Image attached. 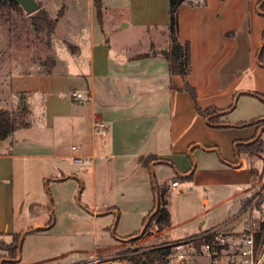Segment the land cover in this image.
<instances>
[{
	"label": "crops",
	"instance_id": "0c3cea01",
	"mask_svg": "<svg viewBox=\"0 0 264 264\" xmlns=\"http://www.w3.org/2000/svg\"><path fill=\"white\" fill-rule=\"evenodd\" d=\"M95 1L50 4L54 12L65 9L60 19L55 18L54 32L60 29L61 42L72 45L73 54L54 43L57 58L50 63L52 69L33 68L8 77V93L26 99L23 105L30 123L0 141V240L23 235L17 264L43 263L42 255L32 254L30 247L24 251L23 246L28 234L49 236L54 227L52 219L51 225L50 221L30 225L44 206L41 194L49 184L43 183L45 177L53 184L77 183L81 196L87 192L79 209L84 229L77 234L90 235L94 247H102L92 253L111 249L141 232L144 219H151L155 211L156 185L170 197L169 191L180 188V184L171 187L177 178L208 194L203 199L205 208L213 191L231 194L226 198L238 204L224 220L223 214L222 220L202 221L198 230L174 239L168 200L170 226L156 237L172 243L214 227L237 233L248 220H241L245 212L241 207L252 193L255 171L247 164L249 156L238 154L237 148L252 142L264 126L234 120L230 113L235 108L228 109L234 100L254 96L246 87L250 77L255 93L264 96V54L263 62H257L264 33L260 0H186L177 10L178 38L190 47L188 84L196 92L199 109L213 108L221 115L225 122L219 128L198 115L190 95L181 91L182 79L169 75L166 60L152 55L153 49H167L166 40L158 39V45L149 40L147 48L138 47L134 53L125 42L123 34L129 30L145 34L155 30L164 36L169 0H97L101 25ZM50 5L45 4L46 9ZM37 61L29 64L37 67ZM70 92L81 94L82 100L73 101ZM96 121L106 128L102 139L93 133ZM216 130L243 132L235 139L241 142L234 144L233 158L222 156L215 146L201 145L202 136ZM185 155L189 163L180 176L178 156ZM79 156L93 158L89 164L77 165L74 159ZM163 166L177 177L157 180ZM73 206L70 202L71 210ZM48 212L52 214L51 209Z\"/></svg>",
	"mask_w": 264,
	"mask_h": 264
},
{
	"label": "rangeland",
	"instance_id": "374dc122",
	"mask_svg": "<svg viewBox=\"0 0 264 264\" xmlns=\"http://www.w3.org/2000/svg\"><path fill=\"white\" fill-rule=\"evenodd\" d=\"M36 2L39 8L46 12L47 19L56 21L57 25V20L55 18L60 19L63 16L65 13L64 7H62L63 11L61 16L58 17L61 8L54 12L53 6L50 5L54 3L55 0H48V2L46 0H36ZM45 4L50 5V7H48L49 10L48 8L46 9ZM123 35L126 38L125 42L133 47L131 53L136 52L134 50L138 47L147 48L149 40L154 41L156 45L159 44L158 39L163 42L166 40L167 42L166 36L159 35L155 30L150 31L149 34L137 33L129 30L125 31ZM61 40L60 29L56 32L53 31L50 35L46 33L44 28L43 30L39 28L38 31L33 25V21L29 18V15L23 11L5 10L3 12V15L0 16V110L8 111L13 118H17L21 102L27 105L25 98L20 100V97L12 98V96L9 95L7 85L8 77L15 76L14 74L18 72L31 70L33 68L52 69L53 67H51L50 63L53 62L55 57L57 58L56 50L52 48L54 43L57 44L58 48H61L62 52L73 54L74 47L70 44L67 45L61 42ZM152 51L155 50L153 49ZM37 59L39 61H37ZM34 61H37L39 64L37 67H33L29 64ZM42 61L46 63L45 67L41 65ZM24 83L25 82L22 80L21 84ZM246 87L250 94L254 95L256 89L252 77H250V81L247 82ZM234 108L235 109L230 113L233 114L232 117L234 120H241L242 123L252 120L255 125L258 124L260 127L264 122V101L256 96L245 98V100L242 99L239 102L238 100H234ZM260 129L261 128L258 129L256 136L260 135V140L262 141L264 149V131L260 133ZM249 131L253 132V129L247 132ZM242 135L243 132L233 130H216L203 135L201 145L205 147L215 146L219 148V153L222 156L226 157L228 155L230 156L229 159H231L234 155V144L241 142L235 139L241 138ZM241 157L242 155L240 158ZM148 160L150 159L145 161L148 162ZM188 163L189 160L186 155L178 156V174L180 176L183 175L179 172L184 170L188 166ZM247 164L252 171H255L254 185L249 198L255 193H258V195L254 197L253 202L260 200V203L257 209L253 208V204L251 207L246 208L244 214H242L243 217L241 220H249L252 217L258 219L260 215H264V198H261L264 197V157L255 154L247 159ZM170 170L171 168L169 166L161 167L158 173H156V179L172 181L177 175ZM53 176H55V174ZM48 178L49 177H45L43 183L49 184L45 186L43 194H41L44 206H42L40 212L36 215V221H31L30 225L36 224L37 222H49L52 219L54 221L53 230L49 233V236L33 233L28 234L23 246L24 251L30 247V252L32 254H35L37 257L42 255V264H91L90 262L95 264H117V259L122 257L123 253L126 251L136 248L142 251L171 242L166 238L160 236L156 237L155 228H151V234L141 239V236L137 238L139 233L132 238L121 239L122 241L111 249L96 250L92 253V249H102V247H94L95 243L92 241L90 235L80 238V235L77 234L78 231L83 232L84 229V225L80 222L82 218L79 209L82 203H84L87 192L84 191L81 196L77 183L68 181L64 184L62 182L53 184L47 181ZM176 182L180 184L181 192H179L180 188L171 190L169 191L170 197L167 198V200H169V209L175 223L172 235L174 239L184 236L183 234L198 230V226L202 221H206V224H209V222L213 220H224L227 211L235 210V206L238 204V200L232 199L230 201L228 199L229 197L231 198V194L223 195L220 191H213L209 193L212 202L210 201L208 207L205 208L203 199L208 197L207 193L201 189L194 188L186 181H182L179 178H177ZM71 185H73V187H71ZM71 190H74V192ZM32 192L34 193V190ZM246 194L247 193L242 195V197H245ZM34 195L35 194H33V196ZM46 200L48 204L45 203ZM49 200L51 201L50 206ZM70 202H73L74 210H71ZM49 207L52 214L48 212V210H50ZM203 210L207 211L206 215L201 214ZM222 215L223 217L221 219ZM17 218L21 219L18 214ZM205 227H207V225ZM10 243L11 239L6 240L2 238L0 240V260L2 257L6 256L4 249H6ZM121 264L127 263L121 261Z\"/></svg>",
	"mask_w": 264,
	"mask_h": 264
},
{
	"label": "trees",
	"instance_id": "16d2710c",
	"mask_svg": "<svg viewBox=\"0 0 264 264\" xmlns=\"http://www.w3.org/2000/svg\"><path fill=\"white\" fill-rule=\"evenodd\" d=\"M186 0H169V18L168 24L166 26L165 36L167 39L168 47L167 49L161 50L159 52L152 51V55H159L164 60H166L168 65V73L170 76H179L184 85L181 91L188 93L191 99L195 103V110L198 115L202 116L203 118H208L209 124L212 127L219 128L225 121H221V115H218V111L216 109H207L202 111L196 105V92L195 90L190 87L188 84L187 78L190 73V47L188 42H181L178 38V16L177 10L180 4L185 2ZM96 2V18L98 23L101 25L102 19V12L101 8L97 5ZM5 10H14L21 12L22 9L18 4L13 1L0 0V16L3 15ZM62 8L58 13V17L62 14ZM260 13L264 15V0H260ZM31 21H33V25L39 31V28L43 30L45 29L48 35L52 34L54 31L56 21H50L47 19L46 12L42 9L38 8L37 11L31 13L29 15ZM38 25V27H37ZM40 26V27H39ZM263 41H264V33H263ZM262 41V42H263ZM263 54H264V47L259 56L260 64L263 62ZM254 96L264 101V96L254 93ZM22 100V97L19 98ZM234 108V102L229 107L228 110ZM28 121V110L21 102L19 115L17 118H13L12 115L5 110H0V141L4 140L11 134H13L18 129L27 128L29 126ZM248 125H255L254 122L249 123ZM264 126V122L262 123ZM238 154H246L247 156L251 157L255 154H259L264 157V149L262 146V141L260 140V136L256 137V135L252 138V142L241 145L237 148ZM253 174V173H252ZM254 175V174H253ZM176 182V181H175ZM157 191V200H156V207L155 211L152 214V217L147 224L148 217H146L142 224V237H145L151 234V228H155V232H162L163 230L167 229L170 226V215L167 210L168 200L169 197L167 191L164 187H159L156 185ZM258 195L255 193L251 198L245 200L242 204L243 211L246 208L251 207L253 204V208L257 209L260 203L259 201L253 202L254 197ZM264 198V197H261ZM52 222L50 221V225ZM259 225H260V233L257 236V242L261 241L264 244V215L259 216ZM139 232V233H141ZM139 233L133 235L136 236ZM11 243L4 249L6 256L2 257L5 259L4 262L1 264H17V259L19 257L21 247L19 248V243L21 241V233L12 234L10 236ZM133 242V241H131ZM135 242V241H134ZM166 245V244H162ZM156 246L151 247L149 249L140 250L138 248L132 249L130 251H126L123 253V256L117 259L118 261H125L127 264H165V256L168 254L169 248L164 246Z\"/></svg>",
	"mask_w": 264,
	"mask_h": 264
},
{
	"label": "built area",
	"instance_id": "2783aa9c",
	"mask_svg": "<svg viewBox=\"0 0 264 264\" xmlns=\"http://www.w3.org/2000/svg\"><path fill=\"white\" fill-rule=\"evenodd\" d=\"M73 101H81L82 96L70 92ZM93 133L98 138L106 136V128L100 121L93 125ZM93 156H79L77 165L89 164ZM177 182L171 183L176 187ZM260 233L259 217L250 218L237 233H226L214 227L166 245L169 248L165 264H262L264 244L257 242ZM161 246V245H160Z\"/></svg>",
	"mask_w": 264,
	"mask_h": 264
},
{
	"label": "water",
	"instance_id": "95a60500",
	"mask_svg": "<svg viewBox=\"0 0 264 264\" xmlns=\"http://www.w3.org/2000/svg\"><path fill=\"white\" fill-rule=\"evenodd\" d=\"M2 1H5V0H2ZM9 1H13L16 4H18L20 6V8L22 9V11L24 13H26L27 15H30L31 13L37 11L39 8V5L36 2V0H9ZM263 47H264V41L262 42V45L259 49L258 56H257V62H259V56H260V53H261ZM149 221H150V218L148 219L147 224L149 223ZM142 232L137 236V238L142 235ZM22 238H23V235H21V241L19 243V248L22 246ZM143 264H146V263H143ZM262 264H264V254H263V263Z\"/></svg>",
	"mask_w": 264,
	"mask_h": 264
}]
</instances>
